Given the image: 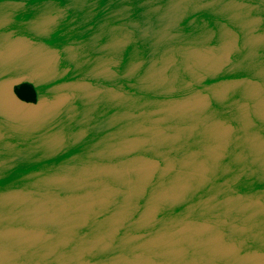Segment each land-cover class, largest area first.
Returning <instances> with one entry per match:
<instances>
[{"label":"water","instance_id":"water-1","mask_svg":"<svg viewBox=\"0 0 264 264\" xmlns=\"http://www.w3.org/2000/svg\"><path fill=\"white\" fill-rule=\"evenodd\" d=\"M0 264H264V0H0Z\"/></svg>","mask_w":264,"mask_h":264}]
</instances>
